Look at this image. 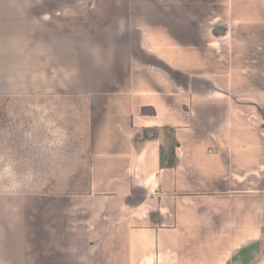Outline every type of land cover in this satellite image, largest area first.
<instances>
[{
	"label": "crops",
	"instance_id": "0c3cea01",
	"mask_svg": "<svg viewBox=\"0 0 264 264\" xmlns=\"http://www.w3.org/2000/svg\"><path fill=\"white\" fill-rule=\"evenodd\" d=\"M19 96L84 98L91 184L0 195V264H264V0H0Z\"/></svg>",
	"mask_w": 264,
	"mask_h": 264
},
{
	"label": "rangeland",
	"instance_id": "374dc122",
	"mask_svg": "<svg viewBox=\"0 0 264 264\" xmlns=\"http://www.w3.org/2000/svg\"><path fill=\"white\" fill-rule=\"evenodd\" d=\"M85 103L83 97L0 98V195L42 191L45 183L54 179L64 187L71 185V193L89 191L91 156L87 154ZM76 105L80 109L78 116L75 112L73 115ZM79 138L80 148L76 144ZM77 149L81 152L77 172L81 174L72 184V172L65 173L62 166ZM46 165L50 167L48 172L43 170Z\"/></svg>",
	"mask_w": 264,
	"mask_h": 264
},
{
	"label": "trees",
	"instance_id": "16d2710c",
	"mask_svg": "<svg viewBox=\"0 0 264 264\" xmlns=\"http://www.w3.org/2000/svg\"><path fill=\"white\" fill-rule=\"evenodd\" d=\"M143 113L147 112L146 109L142 111ZM147 132L153 133V138L160 139V163L161 168H173L176 165V149L180 146L179 142L176 139V129L173 127H164V128H152L145 130ZM81 174V171H78L75 175L77 178ZM55 184H52V183ZM50 182V185L43 189L44 194L49 195H71V187L63 188L56 184V180ZM65 189V190H63Z\"/></svg>",
	"mask_w": 264,
	"mask_h": 264
}]
</instances>
